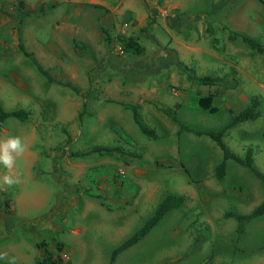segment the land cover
<instances>
[{"label": "rangeland", "instance_id": "374dc122", "mask_svg": "<svg viewBox=\"0 0 264 264\" xmlns=\"http://www.w3.org/2000/svg\"><path fill=\"white\" fill-rule=\"evenodd\" d=\"M18 1L9 0V7L8 0H0V105L29 115L24 121L7 117L0 140L18 135L27 151L11 172L0 165V254H5L0 264H33L45 252L64 264H109L111 251L143 225L166 194L181 196L182 203L118 252L112 264L264 260L263 212L241 232L231 216L219 224L223 243L234 249L225 262L220 240L212 236L213 219L228 206L212 203L204 183L192 176L197 169L211 179L222 151L207 135L177 133V126L157 108L177 103L178 121L215 130L257 97L261 114L230 128L222 141L239 157L247 148L257 149L252 155L250 148L253 165L264 174V128L259 129L264 62L239 38H226L228 28L264 47V4L140 0L144 14L134 21L119 16L99 40L100 20L97 26L94 22L99 10L92 6L71 15L76 7L62 0ZM122 23L123 34L143 47L140 53L121 49L116 35ZM187 76L214 80L203 86L220 90L214 101L217 111L184 105L193 96L192 87L199 94L202 85ZM122 103L138 105L140 120L156 138L139 130L133 110ZM246 143L250 147L244 149ZM94 147H118L120 152H88ZM228 171H235L250 204L264 201V180L232 159L224 161V174ZM5 174L18 176L20 183L4 185ZM225 175L217 178L215 172L214 177L220 184ZM233 197L232 206L238 201Z\"/></svg>", "mask_w": 264, "mask_h": 264}, {"label": "trees", "instance_id": "16d2710c", "mask_svg": "<svg viewBox=\"0 0 264 264\" xmlns=\"http://www.w3.org/2000/svg\"><path fill=\"white\" fill-rule=\"evenodd\" d=\"M264 4V0H259ZM19 5H22V1H18ZM25 14H28L26 12ZM226 38L228 40H234L236 38H239L242 42H244L250 49L254 50L255 52L261 54L262 60L264 62V47L259 44L254 39L248 37L247 35H243L241 33H238L236 31H233L231 29H226ZM116 40L120 44L121 49L126 51H132L134 53H140L143 50V47L137 42V40L132 37L131 35L125 36L123 33H118L116 35ZM20 50L22 48L20 47ZM26 55H29V53L25 52ZM41 74H43L47 81H51V78L47 75V73L41 69L40 67H37ZM187 78H193L198 84H213L214 80L207 76H201V77H188ZM123 106L129 107L133 110V121L135 124H137L139 130L147 135L150 138H156L155 131L146 126L142 121L140 120L138 114H137V104H125L122 103ZM179 106V104H174L173 107H157L159 110H162V112L168 117L169 121L174 123L177 126V133H180L181 131H189L192 132L195 135H207L210 137L215 143L218 145V147L222 151V161L217 164L215 168L216 177L221 178L222 174L224 172V161L226 159H232L234 162L247 167L250 169L257 177L264 180V174H262L259 170H257L254 165L252 164V157H251V149L247 148L245 150L244 156L239 157L235 154H233L223 143L222 137L227 133V131L238 125L239 123L245 121V120H254L261 114V101L257 97H253L246 106L241 108L236 114H233L230 119L224 123L222 126H220L218 129L215 130H201L192 128L186 124L181 123L176 118V108ZM194 107L197 109L213 113L218 110V106L212 104V94H207L203 96H198L196 99V102L194 104ZM230 112V111H229ZM231 113V112H230ZM29 113L23 109H12V110H5L0 105V127L2 126L3 121L7 117H14L19 121H24L28 118ZM88 152L91 153H97V154H103V155H111L114 152H120V149L118 147H94L90 149ZM183 198L181 196H175L172 194H166L157 204L155 207L153 213L147 218V220L143 223L141 227L136 229L127 239H125L121 244H119L116 248H114L110 253L109 258V264L113 263V260L116 256V254L125 248L129 247L130 245L134 244L137 240H139L150 228L158 222V220L163 216V214L172 209L178 207L182 203ZM264 212V201H262L260 204H258L251 212L247 214H240V213H234V212H226L224 214L225 217L231 216L238 222L237 226V232H241L243 225L252 219L253 217H256ZM33 264H64L59 258H53L51 253L45 252L43 256L36 261Z\"/></svg>", "mask_w": 264, "mask_h": 264}, {"label": "crops", "instance_id": "0c3cea01", "mask_svg": "<svg viewBox=\"0 0 264 264\" xmlns=\"http://www.w3.org/2000/svg\"><path fill=\"white\" fill-rule=\"evenodd\" d=\"M3 1L6 2L7 0H3ZM62 1L66 2L68 4H74L73 7H76V9H74L70 12L71 15L72 14L80 15L82 13V11L85 12V9L89 8V6L94 7L95 8L94 10H99V12L95 14L96 16H95V21H94L95 25L97 26L99 24V20H100V27L98 30L99 33L97 35L99 40L102 39V30L109 31V27L114 26L117 23V21L116 22H114V21L117 20L119 18V16L122 17L123 15H126V20L134 21V20H137V16L144 14L143 12L140 11V9L143 8L140 0H116V2H114V4H110L109 0H62ZM6 4H8L7 6H9V7L12 6V4L9 3V0H8V2H6ZM78 17H80V16H78ZM141 23L142 22L138 21V22H136L135 25L138 27L141 25ZM122 25H123V23H122ZM122 25H121L120 32L124 33L125 30L122 28ZM79 40L82 42L83 45H87L86 41H84V40L82 41L81 39H79ZM159 61H161V60H159ZM161 63H163V62H161ZM162 67H164V63L162 64ZM203 85H206V84L199 85L197 88L198 90H200L199 94H196V91H195L196 87L195 86L192 87L193 96L192 97L187 96V100H189V102H187V101H186L187 103L184 102V105L188 104V105L194 107V104H195L198 96L212 94V104L217 106V104H215L214 101L216 99V96L220 93V90H218L217 87L214 86L216 88V91L214 92L211 90L212 92H210L208 87L203 86ZM171 92L174 95L179 94V91L175 92V90H173V89H171ZM225 103L227 104L226 100H225ZM194 108L197 109L196 107H194ZM259 125H260L259 129L261 131V129L264 128V120H261L259 122ZM245 132H250V129H246ZM246 144L247 145H243L244 149L246 147H250V144H248V143H246ZM250 148L252 149V155H253L255 153V151H257V149H254L252 147H250ZM252 164H253V157H252ZM211 175H212V178L209 179L207 174H204L202 176L200 171L197 173V169H195L192 176L196 177V179L200 178V179H198L200 181L199 184L204 183V188L209 192L212 201H214L212 203H216V202L218 203L221 201L222 204H224V205L227 204L228 207H226V208L224 207L225 209L222 211L223 214L225 212H228V211H231V212L235 211L234 205L236 206L237 209H239L238 211H240L239 212L240 214H247L255 208V206L250 204V201H247L245 192L242 191L243 189L241 188L240 180L237 178V174L235 173V171H231V172L228 171L226 173V175L223 172L222 175H225V178H224L225 180L220 184L217 181L218 179H216V177H214L215 172L213 174L211 173ZM231 196L232 197L234 196L233 198L238 200L237 201L238 203L235 201L234 202L235 204L233 206L230 204V202L233 203ZM218 197H219V199H218ZM223 214L216 215L215 218L213 219V222L216 223L215 230L213 232L219 238H216V236L213 235L212 239L213 240H220V248L218 247V249H220L222 255L223 254L225 255L224 256V259H225L227 254H230V253L233 254L234 253V249L232 247L226 246L223 243V236H222L223 230H222V228H220V230H219V224L222 225L223 221H224L223 219L226 218L225 216H223ZM242 231H243V228H242ZM238 236H240V234ZM244 237H245V234H243L241 236V239ZM216 248H217V245L215 243L214 244V250ZM215 254H216V252H215ZM225 262H226V259H225ZM232 264H247V263L232 262ZM256 264H264V260H260Z\"/></svg>", "mask_w": 264, "mask_h": 264}, {"label": "clouds", "instance_id": "9594fccd", "mask_svg": "<svg viewBox=\"0 0 264 264\" xmlns=\"http://www.w3.org/2000/svg\"><path fill=\"white\" fill-rule=\"evenodd\" d=\"M27 151V145L20 136H8L0 140V165L9 172L14 168L16 160ZM3 184L12 187L20 183L18 176L5 174L2 177ZM5 254H0V259H4Z\"/></svg>", "mask_w": 264, "mask_h": 264}, {"label": "built area", "instance_id": "2783aa9c", "mask_svg": "<svg viewBox=\"0 0 264 264\" xmlns=\"http://www.w3.org/2000/svg\"><path fill=\"white\" fill-rule=\"evenodd\" d=\"M126 26V24L125 23H123V25H122V28H124ZM120 33H123V32H120Z\"/></svg>", "mask_w": 264, "mask_h": 264}]
</instances>
